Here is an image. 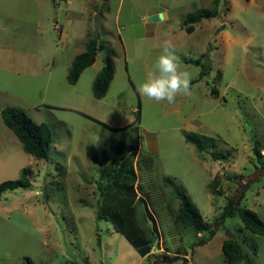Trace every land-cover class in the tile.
Wrapping results in <instances>:
<instances>
[{
    "label": "rangeland",
    "instance_id": "rangeland-1",
    "mask_svg": "<svg viewBox=\"0 0 264 264\" xmlns=\"http://www.w3.org/2000/svg\"><path fill=\"white\" fill-rule=\"evenodd\" d=\"M119 1L109 0L111 12ZM158 1L173 17L154 24L151 38L130 0H122L117 21L108 17L113 40L127 24L134 38L126 42L141 50L135 45L126 64L117 46L109 90L104 100H94V68L84 69L73 86L66 83L69 57L78 47H69L58 29L94 37L90 0H0V110L20 108L34 123L48 126L54 143L48 160L28 163L0 119V183L16 179L24 168L30 183L0 196V264H148L108 221L95 216L93 181L115 158L114 143L138 146L135 197L142 200L135 199L133 208L139 228L151 236L149 254L161 253L172 264H226L220 246L232 238L242 255L238 264H264V235L244 230L236 216L218 221L226 200L242 195L237 205L264 222V0H223L217 20L190 34L178 31L182 17L173 9L189 10L196 0ZM101 22L97 36L103 42ZM166 40L191 76V95H178L174 104L138 91ZM195 59L206 66V75L199 77V66L183 63ZM101 62L99 55L97 69ZM186 132L214 138L213 147L198 153L184 142ZM212 151L226 158L213 161ZM56 163L64 169L54 171ZM166 177L165 184L173 182L188 194L208 232L196 234L178 221L177 200L161 183ZM214 177L217 192L211 194L207 184ZM244 238L253 239L256 253Z\"/></svg>",
    "mask_w": 264,
    "mask_h": 264
},
{
    "label": "trees",
    "instance_id": "trees-1",
    "mask_svg": "<svg viewBox=\"0 0 264 264\" xmlns=\"http://www.w3.org/2000/svg\"><path fill=\"white\" fill-rule=\"evenodd\" d=\"M218 4L219 0H210L208 8L198 9L186 14L181 20L179 27L186 33H189L194 24L217 18ZM100 50H103L104 53L102 66L91 83V94L94 99H100L104 96L113 75V53L99 39H95L93 36L85 38L83 41V52L72 59L65 78L68 85H74L79 74L83 69L92 64L96 53L98 54ZM189 63L201 68L199 77L207 74L206 66L201 64V60H190ZM210 93L212 97H216V94L212 90ZM262 106L264 109V100L262 101ZM0 119L3 126L14 134L21 146V150L25 154L30 155L36 160H48L52 138L46 124L34 123L23 110L13 107L2 108L0 110ZM183 139L186 144L194 147L198 153L204 151L206 148L213 147L214 141V138L191 132L184 133ZM112 150L115 153V158L110 161L108 167L99 170L98 179L93 181L96 189V218L108 221L115 232L124 238L139 257L147 259L148 264H172V261L165 262L164 259H167V257L161 253L149 254L152 242L151 236L146 238L136 221L133 204L135 203V199H139L135 197L138 175L133 161L138 152L137 144L123 145L114 143ZM252 151L256 163L260 164L261 155L258 147L254 145ZM209 156L213 161H222L226 158V154L215 151L210 152ZM57 169L63 170V167L56 163L54 171H57ZM59 174L63 173L59 172ZM28 176L29 170L24 168L16 179L1 182L0 196L3 192L30 186ZM168 179L167 177L162 178L161 183L169 187L171 196L177 200L178 221L196 234L208 232L209 225L201 219L198 209L184 189L173 182L165 184ZM216 187L217 182L216 177H214L207 184V189L213 194L217 192ZM241 198L242 195L236 199L228 198L218 216V221L236 216L244 230L252 235H264V222L258 218L256 213L237 205ZM147 215L151 220V215L149 213ZM153 228L149 232L150 235L154 233ZM244 243L247 244L253 253L257 252L256 243L252 238H244ZM220 248L226 264H238L242 260L240 248L235 239L226 238L222 241Z\"/></svg>",
    "mask_w": 264,
    "mask_h": 264
},
{
    "label": "crops",
    "instance_id": "crops-1",
    "mask_svg": "<svg viewBox=\"0 0 264 264\" xmlns=\"http://www.w3.org/2000/svg\"><path fill=\"white\" fill-rule=\"evenodd\" d=\"M95 2H96V0H90V2H89V7H90L89 13H90V16H92V15H94L96 13L95 12L96 11ZM108 2H109V0H102L100 8L101 7L103 8L104 16L100 15V10L98 12V15H100L99 16V22L102 20V22H101V33H102V35L104 37V39L102 40L103 41L102 43L109 50H111L112 53H113L112 64H113V74H114L115 62L119 60V51L117 50V46L120 45V48H121V56H122V60H123L121 62H125L127 64V60L131 59L130 51L133 50V48L135 47L136 43H133L134 45H133V48H132L131 47L132 43L126 42V41L130 40L131 38H134V36L130 35V30L127 28V24H121V26H119V29H117V32L120 33L119 37L117 38V42L115 40H113L111 33L109 35V33L107 31L108 17H109V19H111V14H113L114 15L113 19L115 21L118 20V10H119V6L122 4V0H120L118 2V4H117L116 13H113V12H111L109 10L110 6L107 4ZM142 2H143V0H135V1L134 0H130V3L134 6V8H137V10L140 9L138 11V15L140 16V20H141L142 26L144 28L145 36L148 37V38H151L154 35V24L166 23V22L169 21L170 17H173V15H172V13L170 14L171 11L169 10V7L167 5H165L164 3H161V1L150 0L148 2H145L144 4ZM196 2L198 4L193 6V8H190L189 10L186 9L187 5H185V7H184V5H183V7H181V6L174 7V9H173L174 13L176 11L180 12V17H182V19H183L186 14L191 13V12H193L195 10H198V9L208 8L209 5H210V0H196ZM131 14H129V15H131ZM128 17H130V16H128ZM212 20H214V19H211V20H208V21L204 20V21H201V22H199L197 24H194L192 26V30L189 33H186L180 27L178 28V31H182V32H185L186 34H190L195 29H203L204 26L205 27L206 26L209 27L208 25L212 22ZM215 20H217V19H215ZM97 26H98V24H97ZM58 29H59L60 35L62 36V39L65 40V41L67 40V44H68L69 47L73 46V47H76V49L78 47V50L75 52L74 56H72L71 58L69 57V59H70L69 66H70V63H71L72 59L76 55L81 54L83 52V47H82V49H80V48H81V45H83V41L85 40V37L87 36V31L83 35H81V34L77 35L78 36V38H77V36H76V34L74 32H69V31L62 30L61 27H59ZM97 31H98V27H97ZM99 31H100V29H99ZM98 39H99V37H98ZM114 45L116 46V48L114 47ZM140 46H141L140 44H138V46L136 45L137 49H139V50L136 49L135 51H137L138 53H140V50H141ZM97 58H98V54L96 53V55L94 57V61L92 62V64L90 66H88L87 68H85V69L94 68V73L92 74V76H93L92 77V81H93V79L95 78L96 74L99 72V70H100V68L102 66V62H101V66H100L99 69H97L95 67L96 66L95 63H96V59ZM189 61L190 60H188V61L185 60L183 63L184 64H190ZM77 80H78V78H77ZM112 80H113V75H112V79L110 80V82L108 84L107 90H106L104 96L102 97V100L105 99L106 94H107V92L109 90V85H110ZM70 86H73V85H70ZM94 100H99V99H94ZM100 100H101V98H100ZM203 136H205V135H203ZM207 137H209V136H207ZM52 144H53V147H54L53 140H52ZM26 158L28 159V163H29V161H30L29 158H32V157L30 155H28ZM37 161H41V160H37ZM201 162L203 163V161H201ZM63 169H64V167H63ZM19 189H21V188H19ZM95 193H96V191L93 192V194H95Z\"/></svg>",
    "mask_w": 264,
    "mask_h": 264
},
{
    "label": "clouds",
    "instance_id": "clouds-1",
    "mask_svg": "<svg viewBox=\"0 0 264 264\" xmlns=\"http://www.w3.org/2000/svg\"><path fill=\"white\" fill-rule=\"evenodd\" d=\"M95 12L98 14L99 10ZM190 81L191 76L189 72L182 70L174 45L166 40L162 45V52L144 82L139 85L138 91L142 96L157 103L166 101L168 104H174L178 95H191Z\"/></svg>",
    "mask_w": 264,
    "mask_h": 264
},
{
    "label": "water",
    "instance_id": "water-1",
    "mask_svg": "<svg viewBox=\"0 0 264 264\" xmlns=\"http://www.w3.org/2000/svg\"><path fill=\"white\" fill-rule=\"evenodd\" d=\"M222 1L223 0H219V6L221 7V4H222ZM100 5H101V1L99 2V4H98V8L96 9L97 11L99 10V8H100ZM98 18H99V15L96 13L95 15H94V17H93V23H94V38L95 39H97V30H96V28H97V24H98ZM212 40V39H211ZM99 55H100V57H101V59H102V57H103V51L102 50H100L99 51Z\"/></svg>",
    "mask_w": 264,
    "mask_h": 264
}]
</instances>
